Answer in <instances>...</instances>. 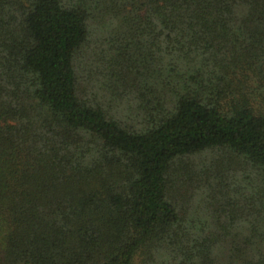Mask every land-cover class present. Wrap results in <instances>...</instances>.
I'll list each match as a JSON object with an SVG mask.
<instances>
[{
  "label": "trees",
  "instance_id": "trees-1",
  "mask_svg": "<svg viewBox=\"0 0 264 264\" xmlns=\"http://www.w3.org/2000/svg\"><path fill=\"white\" fill-rule=\"evenodd\" d=\"M0 264H264V0H0Z\"/></svg>",
  "mask_w": 264,
  "mask_h": 264
}]
</instances>
